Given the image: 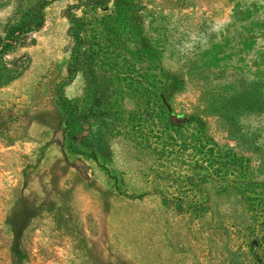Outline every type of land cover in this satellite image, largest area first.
I'll return each mask as SVG.
<instances>
[{
    "label": "rangeland",
    "instance_id": "obj_1",
    "mask_svg": "<svg viewBox=\"0 0 264 264\" xmlns=\"http://www.w3.org/2000/svg\"><path fill=\"white\" fill-rule=\"evenodd\" d=\"M116 12L51 0L0 53V264H264V0Z\"/></svg>",
    "mask_w": 264,
    "mask_h": 264
},
{
    "label": "trees",
    "instance_id": "obj_2",
    "mask_svg": "<svg viewBox=\"0 0 264 264\" xmlns=\"http://www.w3.org/2000/svg\"><path fill=\"white\" fill-rule=\"evenodd\" d=\"M38 7L32 6L30 9L33 10L30 17L25 20L23 17L13 18L9 20L6 29V35L3 39H0V53L3 54L5 51L9 50L10 47L15 48L25 43V40L28 39L31 32L39 29L41 25V21L43 18L42 9L43 7L49 3L51 0H37ZM91 5H94L98 8L105 7L112 0H87ZM114 8H116L115 13V21L124 18L126 15V11L131 6V2L133 0H113ZM22 16V15H21ZM83 24V23H82ZM81 20L80 19H72V25L70 26V33L72 39L75 41V46L73 47V63L70 64L72 70H76L79 64L80 58V47L82 45L81 40ZM65 111L68 116L72 115V109L70 107L64 106Z\"/></svg>",
    "mask_w": 264,
    "mask_h": 264
}]
</instances>
